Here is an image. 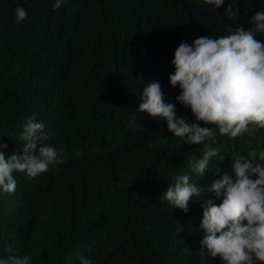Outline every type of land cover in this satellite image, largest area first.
Segmentation results:
<instances>
[{
	"label": "trees",
	"instance_id": "trees-1",
	"mask_svg": "<svg viewBox=\"0 0 264 264\" xmlns=\"http://www.w3.org/2000/svg\"><path fill=\"white\" fill-rule=\"evenodd\" d=\"M236 20L204 0H0V143L6 158L20 151L26 117L45 123L63 157L36 178L16 172V189L0 192V256L28 254L33 264H220L200 251L202 203L188 212L159 197L171 176L189 171L203 144L182 143L163 123L138 111L143 82L159 81L177 114L170 86L181 41L251 27L264 0H228ZM21 5L28 18L18 23ZM256 39L264 42V35ZM200 126H203V122ZM231 159H256L264 129L236 139L218 136ZM81 155L77 156L76 153ZM217 163L194 183L217 178ZM192 182V181H190ZM216 203H219L217 200Z\"/></svg>",
	"mask_w": 264,
	"mask_h": 264
},
{
	"label": "clouds",
	"instance_id": "clouds-1",
	"mask_svg": "<svg viewBox=\"0 0 264 264\" xmlns=\"http://www.w3.org/2000/svg\"><path fill=\"white\" fill-rule=\"evenodd\" d=\"M67 0H54L53 10ZM213 10L226 5L223 15L236 20L237 7L228 0H204ZM14 15L18 23L28 18V12L17 5ZM251 27L229 28L227 35L201 36L191 43L181 41L171 61L170 86L178 88L175 101L189 109L188 115L177 114L176 104L166 102L159 81L143 82L139 92L138 111L161 121L172 136L182 143L203 144L199 157L189 161L187 172L171 176L169 186L160 199L183 212L190 201L212 197L202 203L199 240L200 251L218 257L220 264H264V148L254 151L256 159L237 154L230 168L219 166L225 156L217 137L236 139L244 133L264 129V10L251 17ZM203 122V126L200 123ZM45 123L35 114L26 117L19 140L20 151L6 158L7 144L0 143V192L16 189L14 173L36 178L53 164L63 162L61 153L48 139ZM77 156L81 153L77 152ZM217 163L215 178L206 188L194 183ZM212 171V170H211ZM192 181V182H190ZM219 203H216V201ZM0 264H33L28 254L11 253L0 256ZM79 264H93L92 259L79 257Z\"/></svg>",
	"mask_w": 264,
	"mask_h": 264
}]
</instances>
